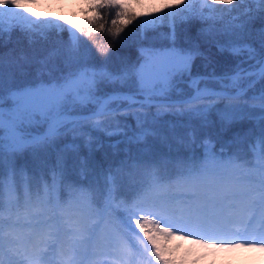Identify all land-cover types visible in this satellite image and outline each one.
I'll return each mask as SVG.
<instances>
[{"label": "snow or ice", "instance_id": "6c2138e0", "mask_svg": "<svg viewBox=\"0 0 264 264\" xmlns=\"http://www.w3.org/2000/svg\"><path fill=\"white\" fill-rule=\"evenodd\" d=\"M38 3L0 0V41L5 23L9 32L16 28L42 38L53 30L67 31L74 49L91 54L85 37L105 28L100 10L107 9L115 16L109 29L113 36L137 21L142 33L166 24L168 44L142 48L137 63L118 70L107 67L109 49L101 46L100 66L85 63L67 73L55 63L49 67L57 56L53 50L39 61L33 81L7 87L0 56V264H175L158 237L185 232V239L205 237L201 244L210 239L264 250V23L258 30L259 49L243 35L216 42L221 52L238 58L230 71L193 74L195 60L204 53L196 44L177 46L178 22L192 18L191 0L151 11L143 10L142 0H135V6L132 0H89L95 19L87 27L63 14L38 13L33 10ZM242 3L257 4L245 15L264 22V0H212L207 7L231 13ZM217 4L232 7H213ZM201 18L210 17L201 13ZM236 27L243 32L245 25ZM185 78L191 91L181 94L177 82ZM101 84L113 90L101 92ZM213 114L225 127L244 122L252 127L237 132L219 154L214 142L204 139L203 162H180L172 175L146 165L147 180L119 202L111 170L103 184L88 180V161L81 158V179L71 181L67 175L65 153L78 152L77 139L89 150L100 145L94 133L119 137L113 148L121 143L147 148L149 138L169 139L161 123L165 115L187 118L189 127L193 121L207 127ZM167 127L175 136L176 125ZM38 128L42 134H36ZM63 137L71 142L57 149L51 182L17 168L18 154L54 148ZM195 140L192 128L187 142ZM224 147L232 150L225 153Z\"/></svg>", "mask_w": 264, "mask_h": 264}, {"label": "trees", "instance_id": "16d2710c", "mask_svg": "<svg viewBox=\"0 0 264 264\" xmlns=\"http://www.w3.org/2000/svg\"><path fill=\"white\" fill-rule=\"evenodd\" d=\"M209 2V4H208ZM173 4V3H172ZM212 0H194L192 8V18L185 22H178L177 31L187 32L190 34L187 43L180 42L183 48L199 45L200 50L204 53L198 57L193 65V74H203L211 71L213 68L217 73L230 71L236 64L237 57L231 56L227 51L221 52L217 47V41H225L229 39V34L243 35L245 39L250 41L257 49H259V29L262 27L261 19H249L245 15L246 9H257L255 3H242L236 6V10L231 13L209 12L207 5H211ZM213 7L217 9L231 8V5L217 4ZM79 10H83L80 6ZM93 11V10H92ZM106 21L105 28L93 33L88 45L92 49L89 66H100L102 58L98 53V48L103 46L109 49V59L107 67L112 70H118L124 65L137 63L141 58V49L145 46L161 47L167 46L168 41L165 34L168 28L159 27L157 30H150L146 33L141 32V28L129 25L119 37H115L109 32L112 27L111 19L115 18L114 13L109 14V10H100ZM201 13L208 19L201 18ZM258 15V14H256ZM238 17V19H234ZM74 19V18H71ZM95 15L87 21L75 20L76 23L87 27L93 22ZM244 24L243 32L237 29V25ZM204 32L200 36V31ZM178 34V33H177ZM46 38H42L35 33L21 32L14 28L8 31V25L5 23L3 39L0 41V56L3 57V72L13 76V82L5 83L6 87L19 86L18 79L14 78L18 69H28L35 76L41 65L39 61L49 56L53 50L57 51V67L62 72L74 70L77 67L73 63H62L63 56L67 55L72 41L67 31L53 30L47 32ZM182 41V40H181ZM73 46V45H72ZM81 62V61H80ZM53 61H50L49 67ZM71 65V66H70ZM60 71L54 75H59ZM37 76V75H36ZM45 78H47L45 74ZM261 87V85H257ZM101 92H111L112 85L101 84ZM177 89L181 94H187L191 91L184 81L177 82ZM154 111V110H153ZM212 123L207 127H202L198 121H193L191 127L188 126L187 118L174 117L165 115L162 118V125L165 134L169 135L167 141H162L159 137L149 138L145 148L144 145H127L121 143L118 148L110 145L114 144L119 137H107L100 133H94L98 136L100 145L93 144L91 150L84 144L83 139H77L76 143L80 145L78 152L65 153L67 162V175L71 181L81 179L78 175L80 168V159L86 158L91 175L88 180L98 181L103 184L105 178L109 175L115 177L116 186L119 189L118 199H126L127 195L133 192L140 184L147 180L146 165H155L157 171L163 175H172L175 172L176 165L180 162H196L200 163L204 160V148L201 142L204 139H211L215 144V150L219 154L222 145L232 139L237 132H243L252 125L248 122L234 124L231 127L223 126L213 114L211 116ZM129 124L134 121L131 117L128 119ZM173 123L175 127V136L168 132L167 125ZM195 129L196 140L194 143L187 142V133ZM42 133L43 128L35 130ZM184 142H180L181 140ZM71 142V137L59 138L54 148L43 149L38 152L27 150L18 154L15 158V164L18 169L26 170L37 181L41 178L50 181V170L56 164L57 149ZM232 149L224 147V152L228 153ZM246 150V147H245ZM226 158V157H225ZM124 162V163H122ZM163 225V222H161ZM138 231V230H137ZM159 242L165 247L166 254L174 260L175 264H208V259L218 257L213 251H206L203 247L195 245L187 254L184 253L182 244L176 241L174 237H158ZM234 262L232 264H257L248 255L230 256ZM260 264H264V261Z\"/></svg>", "mask_w": 264, "mask_h": 264}, {"label": "rangeland", "instance_id": "374dc122", "mask_svg": "<svg viewBox=\"0 0 264 264\" xmlns=\"http://www.w3.org/2000/svg\"><path fill=\"white\" fill-rule=\"evenodd\" d=\"M194 0H191V5ZM177 0H142L143 10L144 11H151L154 6H162L164 4H175ZM89 0H39L38 6L34 7L33 10L38 13H56V14H63L68 16V18H74L76 21L82 19V21H87L91 17L94 16V12L88 7ZM133 6H135V0H132ZM209 4V2H208ZM50 5V6H49ZM63 5V9L61 8ZM76 5H80L83 10H79ZM208 6V5H207ZM140 11V8L136 9ZM139 21L134 22L137 25ZM133 25V24H132ZM179 25H177L178 27ZM162 28H168L165 24L161 26ZM169 31V28H168ZM177 45L181 46L179 43L184 42L187 43L190 34L187 32H178L177 31ZM203 30L200 31V36H203ZM182 40V41H181ZM147 46H145L146 48ZM56 58V57H55ZM90 56L88 53L84 51V49H74L72 45L68 50L67 55L63 56L62 63H73V65H78L75 67L76 69L81 67L83 64H89ZM55 65H57V60L53 59ZM79 61V62H77ZM81 61V62H80ZM71 66V65H70ZM75 70V69H74ZM64 73H67L64 72ZM38 75V71L36 73ZM34 76L32 71L28 69H18L15 73L16 79H18L19 85L27 84L33 81L37 76ZM5 83L13 82V76L9 73L4 75ZM163 227H168L167 224L163 223ZM176 230L173 229V232ZM187 232L183 233L182 235H174V239L179 241L182 244L184 253L187 254L195 245H198L199 241L205 239V237L200 235L191 236L190 238L185 239L184 237L188 236ZM224 243L225 246L221 247L220 244ZM231 242L227 241H219V240H207L206 244L199 245L203 247L206 251H213L214 255L218 257H214V259H208V264H232L234 262L233 258L230 256H238V255H245L251 257L255 263L260 264L262 260L264 261V250H261L259 247L257 248H236V247H229L227 246ZM215 245V246H211Z\"/></svg>", "mask_w": 264, "mask_h": 264}, {"label": "water", "instance_id": "95a60500", "mask_svg": "<svg viewBox=\"0 0 264 264\" xmlns=\"http://www.w3.org/2000/svg\"><path fill=\"white\" fill-rule=\"evenodd\" d=\"M43 133V132H42ZM42 133H37V134H42Z\"/></svg>", "mask_w": 264, "mask_h": 264}]
</instances>
